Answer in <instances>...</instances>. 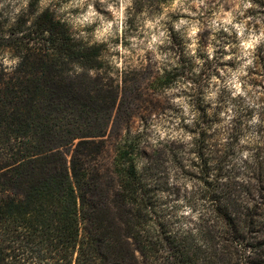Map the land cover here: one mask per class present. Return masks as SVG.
<instances>
[{"label": "trees", "instance_id": "16d2710c", "mask_svg": "<svg viewBox=\"0 0 264 264\" xmlns=\"http://www.w3.org/2000/svg\"><path fill=\"white\" fill-rule=\"evenodd\" d=\"M37 6L29 0L11 25L0 10V55L22 58L10 74L0 67V264H264V125L244 147L254 153L246 171L235 162L244 131L214 127V114L189 130L193 148L177 141L143 156L127 135L103 168L104 134L87 129L116 89L87 74L102 67L99 46L78 44ZM74 63L85 71L69 76ZM169 80L164 72L152 83ZM168 157L194 182L184 199L202 209L197 235L169 219Z\"/></svg>", "mask_w": 264, "mask_h": 264}, {"label": "clouds", "instance_id": "9594fccd", "mask_svg": "<svg viewBox=\"0 0 264 264\" xmlns=\"http://www.w3.org/2000/svg\"><path fill=\"white\" fill-rule=\"evenodd\" d=\"M28 2L29 0L0 2V10L5 8V4L10 6V12H3V15L9 17L10 25L15 23L21 9L27 8ZM97 3L102 10L97 9ZM41 4L46 6V0H41ZM160 7V12H154L151 15L146 7L136 17L138 30L130 35L126 33L129 31L128 20L135 12L134 0H69L59 11L67 13L66 19L78 33L74 36L75 39L86 41L88 46L107 45L108 51L113 54L108 58L109 64L115 69L112 75L118 73L121 77L129 70V67H138L141 60L144 64L154 63L161 75L164 74L165 69L170 72L173 68L181 67L178 53L169 48L172 45L170 24L171 30L185 41L184 55L190 57L195 65L188 75L200 76L205 64L212 63V67L202 78L200 87L207 85L203 87V100L211 105L208 110L209 116L217 106L222 108L219 112L221 123L214 127H231L238 114L236 104L231 101L226 105L220 103L221 90L226 91L231 100L242 99L247 108L254 110L247 121L248 125L253 128L264 125L260 117V110L264 109V100H262L264 87L254 86L250 82L253 78L262 79L255 76L254 70L257 69L258 50L264 47V5L254 0H170L169 3L162 4ZM73 8L80 11L73 15L68 11ZM209 12L210 15L207 14ZM170 14H176L177 18L172 19ZM93 25L95 27L91 33L85 31ZM205 31L209 32L208 43L202 51L207 59L198 55V51L201 50L200 34ZM221 32L226 35L218 38ZM89 36H91L90 40ZM233 36L234 41L229 39ZM113 41L117 42L113 43ZM21 62L22 58L14 56L11 50H5L0 55V67L9 74L14 72ZM228 62H232L235 66H229ZM72 69L68 73L69 76L79 75L85 71L82 66L75 63ZM98 71L90 68L87 74L94 79ZM197 87L192 80L180 77L163 90V96L168 97V103L180 109V112L177 114L169 109L160 119H157L155 113L152 115L153 123L150 126L151 136L149 137L152 144H157L158 141H178L188 148L195 147L194 141L199 138L198 133L188 131L182 125L195 128L199 120L200 113L194 104ZM159 98L163 99V97ZM136 131L143 132L144 129L134 130L133 135ZM227 141V135L221 137L222 143ZM239 143L246 145L253 141L251 137H246ZM192 158L196 159L194 154ZM253 159L254 153L245 148L239 152L235 162L242 171H246L244 161L252 163ZM183 187L191 193L194 190V182L185 181ZM166 195L162 194V198ZM167 207L171 213L169 219L177 221L174 224L175 228L185 233L191 230L193 235L198 234L197 226L201 223V208L194 209L184 198L176 200L174 204Z\"/></svg>", "mask_w": 264, "mask_h": 264}, {"label": "rangeland", "instance_id": "374dc122", "mask_svg": "<svg viewBox=\"0 0 264 264\" xmlns=\"http://www.w3.org/2000/svg\"><path fill=\"white\" fill-rule=\"evenodd\" d=\"M3 2V0H0ZM69 0H46V6L41 4V0H38V9L48 8L54 17L60 21H62L69 33L74 38L75 35L78 33L72 28V25L66 19L67 13L61 12L59 9L62 7L63 4H67ZM170 0H134L135 4V12L133 13L132 17L128 20L129 31L126 35L134 34L138 30V23L136 17L147 7L149 14L151 15L154 12L161 11V5L169 3ZM254 2L260 3L264 5V0H254ZM227 7V5H225ZM98 10H102L100 8L99 3L96 4ZM5 11H10V6L5 4ZM25 9H21L23 11ZM73 15L77 14L80 10L79 9H69ZM251 11V10H250ZM210 15V12L207 13ZM106 15H108L106 13ZM172 19H176V14H170ZM95 25L88 27L85 31L91 33L94 29ZM169 30L171 32L172 38V45L169 46L170 50L173 52L178 53L179 55V63L181 67L173 68L172 71H167L165 69L164 72L170 73V80L167 84H162L160 81L156 83H152L154 78L161 76L160 72L156 70V66L154 63L149 62L147 64L143 63V60L140 61V65L138 67H129V70L124 72L122 77L120 74L112 75L115 72V69L109 64L108 58L113 55L108 51V47L106 44H93L98 45L100 49V60L102 61V67H100L98 71V75L96 79L99 82H102L104 87H109L112 89H116V96L115 102L112 104L104 115L98 117L97 123H92V127L87 129V131H95L99 130L98 127L100 126L101 133H103V137H101L103 141V151L99 158V164L101 166L107 167L110 163L112 156L114 154V149L118 142H121L120 139H124L125 136L129 135L136 136L140 142L139 146L143 148L144 154L150 155L153 153L154 150L158 149V146L161 144H166L167 146L171 145V149L178 146L177 141H158L157 144H152L149 137L151 136V124L152 115L155 113L157 119L163 117L169 109L172 112L179 114L180 109L175 108L173 105L168 103V97L163 96V90L170 85L173 84L180 77H185L186 79L192 80L194 84H196L197 90L194 96V104L195 108L199 111L200 117L206 116L210 117L208 114V110L211 108L210 104H206L203 100V87L207 85L204 84L203 87H200L202 84V78L205 76L206 71L212 67V63L208 62L204 66V70L201 71L200 76H190L188 75L191 73L192 68L195 66L192 59L184 55L185 52V41L184 39L177 34L175 31L171 30V25L169 24ZM200 48L201 50L198 51V55L204 59L206 58L205 53L202 51L204 47H206L208 43V36L209 32L205 31L204 33L200 34ZM226 34L221 32L218 34V38L221 36H225ZM75 39V38H74ZM91 36H89V40ZM229 39L235 40L234 36L230 37ZM76 42L80 45H88L86 41L82 39H75ZM117 41H113L115 43ZM227 42V41H225ZM125 44L127 41L125 40ZM222 51V50H221ZM235 51V49H233ZM220 53H218L219 55ZM259 59L257 61V69L254 70L255 76H259L262 79H251V83L255 85H260L264 87V47H261L258 50ZM150 59V54H149ZM229 66L234 67L235 65L232 62H228ZM221 67L223 65H220ZM218 75V73H217ZM159 97H163L160 99ZM220 103L222 105H226L229 101L231 103L236 104L237 108V116L234 119L235 126L241 127L243 132L242 138L251 137L255 140L257 137L254 136V129L252 126L248 125L247 121L251 118L253 114V109L247 108L242 99L231 100L229 94L221 90V96L219 97ZM264 100V98H262ZM222 110L220 106H217L216 109L212 112L214 114V118L219 120V124L221 123V117L219 116V112ZM211 115V116H212ZM260 117L261 120L264 121V109L260 110ZM63 122L65 120H62ZM188 131L192 128H188L187 125H182ZM85 128V127H84ZM143 128L144 131H136L135 135H133L134 130H138ZM86 131V130H85ZM241 138V139H242ZM240 139V140H241ZM237 148H241L244 150L246 145H241L238 142ZM180 147L184 149H188L187 146H183L182 144ZM70 148V147H69ZM68 148V150H69ZM146 156V155H145ZM172 160L170 157L166 158V163H164V167L167 168L166 174L163 181V192L162 194H167L163 199L165 205L174 204L176 200L184 198L185 195H188L186 189H184L183 184L185 181L184 178L179 177L176 172H174V166L170 163ZM170 180L172 183L170 184Z\"/></svg>", "mask_w": 264, "mask_h": 264}]
</instances>
